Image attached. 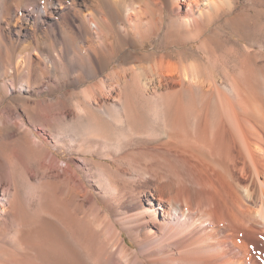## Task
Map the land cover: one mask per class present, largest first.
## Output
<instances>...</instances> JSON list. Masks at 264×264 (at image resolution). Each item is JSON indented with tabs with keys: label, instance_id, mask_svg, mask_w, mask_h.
I'll use <instances>...</instances> for the list:
<instances>
[{
	"label": "bare ground",
	"instance_id": "obj_1",
	"mask_svg": "<svg viewBox=\"0 0 264 264\" xmlns=\"http://www.w3.org/2000/svg\"><path fill=\"white\" fill-rule=\"evenodd\" d=\"M70 1L0 0V64L7 59L4 56L2 61L7 51L5 38L11 39L16 33L26 40L57 43L63 39L60 52L55 49L45 53L44 74L56 73L59 64L67 72H78L70 82L81 88L78 93L85 112H79L80 129L94 134L95 128L108 126L118 131L127 122L146 128L156 137L150 139L149 135L134 134L123 127L125 144L104 139L100 150L89 151L99 158L88 161L99 175L97 187L103 209L91 190L82 185L76 169L61 165L24 124L14 125L10 117L0 114V211L14 208L0 230V264H31L34 255L46 264H54L50 257L59 251V257L64 253L76 258L75 264H103V260L116 258L119 249L129 264H162L163 259H153L154 253H149L144 240L146 230L152 226L164 243L175 246L178 256L172 260H177L176 264H253L247 259L249 239L240 234L243 231L238 224L264 233V46L245 45L241 41L244 36L237 34L234 50L247 57L241 74H237L240 77L225 86L215 77L206 82L197 78L207 69L206 54L211 44L206 47L203 39L197 52L192 47L178 49L190 40L200 39L207 24L217 21L222 13L232 12L236 0ZM166 20L171 22L170 27L165 28ZM19 21L27 24L25 31L16 29ZM252 32L261 36L264 27H254ZM79 40L82 48H77ZM154 42L156 46L151 50L148 45ZM29 46L23 47L25 57ZM115 58L123 61L107 72ZM18 63L12 71L19 74L25 68L24 56ZM86 78L93 82L82 88ZM40 83L38 78L27 79L17 85L18 92L29 93ZM163 91L180 97L173 104L148 105L153 101L151 93L156 96ZM191 92L203 94L202 109L186 105L184 95ZM117 100L122 104H113ZM43 119L47 127L50 117ZM177 131L182 136L176 135ZM174 136L184 137V144ZM134 141H140V147L138 144L136 150H128ZM133 145L137 146L136 142ZM135 154L144 165L141 176L150 178L143 188H138L136 182L119 184L113 178L122 169L121 161ZM23 155L32 157L38 165L37 172L29 171L25 177L38 182L34 196L40 203L45 197L49 202L53 198L59 201V209L54 206L56 202L50 203L41 219L22 217L42 215L41 206L30 211L29 192L16 189L15 173L20 166L17 159ZM42 182L53 186L43 189L39 185ZM78 187H83L107 221L113 219L108 230L113 246L106 247L102 256L92 245L98 233L79 221L83 219L71 218ZM3 231L12 236L4 240ZM123 231L135 247L128 246Z\"/></svg>",
	"mask_w": 264,
	"mask_h": 264
},
{
	"label": "rangeland",
	"instance_id": "obj_2",
	"mask_svg": "<svg viewBox=\"0 0 264 264\" xmlns=\"http://www.w3.org/2000/svg\"><path fill=\"white\" fill-rule=\"evenodd\" d=\"M68 2H71V1L68 0ZM223 6H224V9L228 8L227 5L226 7L225 5ZM233 9L234 10L232 12L227 10L228 12L225 11L226 13H222V15L220 16L221 18L219 17L217 21H214L215 23L212 22L210 24H207V27H205L204 30L201 32L200 36L202 38L200 37V39H197V40H190L189 44H186L184 47L182 46L178 48L179 50H185L189 47H192V49L197 52L199 49V46L203 42L202 40L204 39L206 47H209V45L211 44V47L213 46L216 49L215 50L213 47L210 49L207 48L208 50L206 54L207 69L203 70L202 73L200 72V74H198L197 76V78H199L201 81L206 82L209 77H212V78L215 77V79L217 78L218 82L222 86H225L226 84L227 85L230 84L231 83L230 81H232L233 78L240 77L239 75L241 74L242 62L247 56H246V53L239 52L240 53L239 54L237 51L234 50L233 45H235L236 40H238V35L244 36V39H242L241 41L245 45L249 46V45L254 44L255 47L264 46V33L261 35L262 37L261 36L257 37L253 35V32H252L254 27H258V26L264 27V0H236V7ZM16 20L17 19L15 18L13 22L16 23L17 22ZM44 24L47 25L45 22ZM26 25H27L26 23L19 21V26L16 29H21L25 31L24 27H26ZM170 26H171V22L169 20H166L165 28L170 27ZM16 29H14L15 32H16ZM17 36L18 34L16 33L12 35L11 39L10 37L5 38V43L7 44L5 46V51L6 50L7 51L4 52L5 54H3L2 61L4 60V56L5 58L7 57V59H5L4 62H1L0 64V90L2 93L0 94V114L4 113L8 117H10L14 125L24 124L25 128H29L35 134L36 138H39L44 144L47 145L49 150H51L55 154L57 159H59L61 165L68 168V164H69L72 168L76 169L77 172L79 173L78 175H79L80 181L82 182V185L87 186L91 190V193H93L95 198L102 205L103 209H105V205L102 202L101 197H100V189L97 187L98 185L97 180L99 178L98 172L96 171L95 166L89 163L91 161H88V160H91V158L96 159V160H98L99 158L96 155L90 154L89 151L100 150L102 148V142L104 139H105L104 141H108L112 143L122 141L125 144L126 136L123 130L127 131L128 129V130H131L134 134L140 133V135H144V136L149 135L148 130L144 127H142L143 128L142 129L141 127L130 126V124H128L127 122L126 123L123 122L121 124V128L124 127L123 130L120 128L122 131H120V129L117 131L113 127L109 128L108 126H103L98 129L95 128V132L94 134H92L87 129L86 130H83L82 128L80 129V123H78V116L80 114L79 112L80 111L82 113L85 112V108H84V105L82 104L80 93H78L80 91L79 89L81 88L80 86L72 85V82H70L71 78L74 77L75 74H78V72L77 71L67 72L62 67V65L59 64L58 65L59 68L56 73H51L47 75L44 74L45 73L44 70H46L44 69L45 68L44 67L45 53L47 51H50V52L52 50L54 51L55 49L60 52L62 48L61 43H63L62 41L63 39L58 40L57 43H53L49 41L52 45V46L51 45L49 46V42L43 41L42 39H38L37 41H34L32 38H28L26 40L23 38H18ZM258 38L261 40H259ZM27 44H29L30 46H29V49H27L28 51H26L27 52V56H26L27 58H26L25 57L26 54L23 53V47ZM37 45L41 49V51L37 47ZM155 46H156V42L151 43V45H148V47L151 50L154 49ZM77 48H82L81 40L78 41ZM233 50L235 52H233ZM21 55L24 56V60L26 64H25L24 71L18 74L16 71H12V69H15L17 67L16 65L19 64L18 60H20ZM212 59L214 62L211 61ZM42 60L44 61L42 62ZM58 60L60 61V58H58ZM114 61H115L114 65L109 67L107 72H110L116 67H118L120 62L123 61V59L115 58ZM209 61L212 62L214 68L211 67L212 64H210ZM232 64L233 65L235 64V65L233 66ZM208 66L210 67V69L208 68ZM5 69H8V70H5ZM6 71L7 73H4ZM237 74L239 75L237 76ZM35 78L41 79V83L37 84L35 89L30 91L29 93L18 92L17 85H19V83L26 81L27 79L33 80ZM89 82L92 83L93 79L86 78L83 81V84L81 85V87L82 88L86 87L87 85L90 84ZM151 94L152 96L151 95L149 96H151L150 97L151 99L153 98V101H150L148 105L151 104L152 107L159 105V103L161 102L165 104H173L180 97V95H177V94L170 95V94L164 93V91L159 92V94H156V96L153 93ZM203 98H204L203 94L199 92H194V94L193 92H191V93H187L184 95V99H186L185 100L186 105L188 106L193 105L194 107L197 106L198 107V108L196 107L197 109L201 108V103L203 106L205 105V101ZM113 104H115L116 106H119V104L121 105L122 103L120 100H117V101H114ZM36 107L38 110H36ZM56 114H57V117H56ZM46 115L50 117V119L48 120L50 121V124L47 127L46 125L43 124V120H44L43 117H45ZM62 116H64L66 119L63 118ZM75 117L76 119H74ZM64 119L67 121H64ZM73 120H75L76 122H74ZM51 122H52V126H51ZM59 122L61 124H58ZM84 123H87V122H84ZM121 132H124V133H121ZM179 133L180 132L177 131L176 135L178 134V136H180L181 133L180 134ZM149 136L151 137V138L149 137L150 139H155L156 137L155 135H149ZM182 138L180 137L179 139V137H175V140H177L178 142L181 141L180 143L184 144L183 143L184 137ZM134 142H136L137 146L133 145ZM134 142H131L130 143L131 146L129 144L127 148L130 147L131 149H134L135 147L134 150H136V148L140 147V144H141L140 141H134ZM138 144H139V147H138ZM130 148L128 150H131ZM131 157L126 158L125 159L126 161L123 159V163L121 161L120 167L122 169L120 168L121 169L119 171L120 173L119 174H117L118 172L115 173L116 175L114 174L113 178L119 184H125V183L128 184V183L136 182L135 184L138 185V188H143L149 183L150 178L149 179L147 177L143 178L141 176V173L143 171L142 167H144V165H143L142 160L139 158V155L137 156V154H135V157L134 156H133L134 158L132 157L133 161H131L132 160ZM21 159L20 160L17 159L20 166H19V169L15 173V185H18L16 186V189L19 192L20 190L29 192V194L31 195L30 199L32 200L31 202L32 206L30 207L31 208L30 211L35 212L40 206L41 207L43 206L42 208L41 207L39 208L42 210L40 211H41V214L43 215V216L41 215L40 218H37L35 216L32 217L30 215H26L22 217L23 219H26V218L27 219H30V218L31 219H41V217L44 218L45 213L47 214V211L49 210V206L51 205L50 203L56 202L55 205L54 204L53 205L56 207L57 206L59 207V201L57 198H53L52 201L54 202L52 201L49 202V198L45 197L42 203H40V201L34 196L36 189H37L36 187L38 186V182L34 181L35 180L34 178H30L28 181L26 179L27 178L26 175H28L27 173L29 171L33 173L38 171V165L36 161L30 156L29 157L27 156L26 158V156L23 155ZM84 159L86 160L84 161ZM102 161H109V159H102ZM134 161L135 162L137 161L136 164ZM140 177L143 179H140ZM138 178H139V181H138ZM39 185L40 187L44 186L42 188L43 189L47 188V190H50L51 187L53 186L52 184L51 185L50 184L48 185V183L46 184V182H42ZM17 187L18 188L20 187V188L18 189ZM82 188L78 187L76 189L78 192H76V200L74 202L73 213L71 214V218L72 219H83L79 221L82 222L83 224H86L93 232L98 233V238L92 242V245L95 249L97 248L96 250L99 252L98 254L102 256L104 254V250L106 247L113 246L111 240H109L108 238L110 236L108 230L111 227V221H113V219H110V222L107 221L106 217L103 216L102 213L98 212L96 206L93 204V202L89 200L88 195L85 194ZM44 204L48 205V207L45 206ZM13 212H14L13 207L12 208L8 207L6 213H3L2 211H0V230L2 229V226H3V220L9 219ZM105 213L106 215L111 217L110 214H108L107 212ZM117 226L120 230H122L121 225L119 223L117 224ZM239 227L241 229L240 231H243V233L240 232V234L244 235L245 237H247V239H249L248 241L250 243V246H249V251L247 252L248 254H250V255L247 254V259L249 263L264 264V233L256 232L258 233L256 234L254 231L253 233L251 229L249 230V228L248 229L245 227L243 228L241 224H238V228ZM244 229L246 230L244 231ZM146 232L147 234L144 235V240L148 247L149 253H154L153 259L154 257L155 259H158V258L163 259L164 263L162 264H176L177 260L175 261L172 260V257H174L173 259H175L178 256L175 246H172V245L169 246L167 243H164L162 236L159 233H157V229L153 226H152V229H147ZM3 234L5 235L3 236L1 235V238L4 237L3 238L4 240H8L9 237L12 236V233H9V232H6V233L4 232ZM123 235L126 238L127 242L129 243L128 246L135 247L134 243L132 242L129 235L125 231H123ZM57 247H55V250H57ZM52 249L53 250L51 252H54L55 251L54 248ZM119 251L120 249L118 250L116 258H110L109 260H103L104 262L103 264H121V263L129 264L130 262L126 260L125 258H123L120 255ZM50 254H48L49 257H50ZM56 254L52 253L53 257L52 255L50 257L52 258L51 263H54V264L55 263L56 264L58 263L59 264L61 263L62 264H66V263L75 264L76 263V258L73 257L74 258L73 259L71 255L69 257V255L67 256V254L64 255L63 253L60 256L61 257L60 258L59 255L61 254V252L59 251V253L57 252ZM36 256L37 255H34L33 257L34 259L32 263L46 264L44 261H42L40 258ZM65 257H67V259H65ZM55 258H56V262H53L55 261L54 260ZM119 261H121V263ZM1 264H6V262L1 261ZM148 264H151V263H148ZM177 264H179V262Z\"/></svg>",
	"mask_w": 264,
	"mask_h": 264
}]
</instances>
